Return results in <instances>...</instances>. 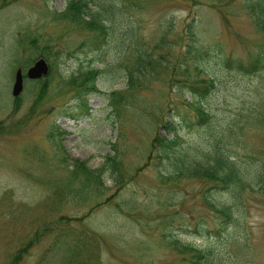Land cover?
Listing matches in <instances>:
<instances>
[{
	"label": "rangeland",
	"instance_id": "374dc122",
	"mask_svg": "<svg viewBox=\"0 0 264 264\" xmlns=\"http://www.w3.org/2000/svg\"><path fill=\"white\" fill-rule=\"evenodd\" d=\"M69 2L0 0V264H13L27 246L18 264H195L186 247L208 252L202 264H264V59L257 70L247 67L264 56V32L247 0L119 4L108 12L116 37L99 49L83 47L93 33L56 18ZM189 25L203 50L198 57L185 56ZM132 27L149 59L131 90ZM40 53L49 54L51 75L41 80L48 94L32 113L44 83L25 80L19 98L12 89L17 70L26 74ZM184 66L190 81L213 79L215 87L190 93ZM88 68L99 71L102 94L90 95L91 111L80 116L60 83ZM113 92L124 95L116 108ZM197 102L209 119L178 131L173 155L205 166L222 147L243 185L215 190L150 156L156 136H174L162 120L177 111L194 118ZM114 156L122 187L109 171L99 190L71 180L74 161L97 173ZM209 203L231 207L233 221L221 223Z\"/></svg>",
	"mask_w": 264,
	"mask_h": 264
},
{
	"label": "trees",
	"instance_id": "16d2710c",
	"mask_svg": "<svg viewBox=\"0 0 264 264\" xmlns=\"http://www.w3.org/2000/svg\"><path fill=\"white\" fill-rule=\"evenodd\" d=\"M133 4L134 0H119L117 3L114 0H70L67 9L60 13L56 14L57 19L67 20L72 24H76L82 29L93 33L94 36L89 40V42H85L83 47H87L89 49L101 48L104 46L109 40H113L116 36L114 35L115 28L112 22V19L109 17L108 12L109 8L114 9L115 7H119V4L123 7L125 4ZM253 15L256 16V26L259 30L264 32V0H247L246 4ZM168 31V30H167ZM188 43L187 50L185 52V56L198 57L200 52L203 51L202 48L198 45L196 33L193 29L192 25L188 26ZM131 39V47L135 52V64L129 74V89H133L135 85L134 75L141 72V69L144 67V64L148 62L149 53L148 49L145 46L139 45L138 38V29L135 27L130 28L129 33ZM164 44V43H163ZM62 56L63 53L57 52L56 56ZM45 58L49 60V54L41 55V53L36 56L34 59L31 58L30 62H35L37 58ZM264 59V56L258 55L255 62L247 67L249 69L257 70L260 66L261 60ZM187 66V65H186ZM186 66L183 67L181 71L182 76L185 77L186 88L190 93L195 94L196 96H206V92L208 89H213L215 87V82L213 79H202L200 76H197L196 79L190 81V69ZM246 66L244 64H239L238 67ZM51 75V72H50ZM99 71L95 69L88 68L86 71L81 72L78 75L72 73L69 77L63 79L60 83L62 87H60L61 94H69L71 95L76 102V111L80 113V116H88L91 109L89 108V96L90 95H99L102 94L101 89L97 86ZM40 81H33V84H43ZM48 94L47 84L44 83L39 89L36 96V101L34 105L31 107V112L35 113L38 109V106L45 99ZM110 103L113 107H118L120 103L124 100V95L121 92H113L109 95ZM19 104L18 102H16ZM193 107L194 118H186L187 116L184 114H178L176 112V116L171 118H166L162 120L161 126L167 129V132L174 133L173 138L168 137H160L156 136L151 145L150 156L153 154L156 155L157 158H161L162 161L166 160L168 163L172 164L175 168L174 173L179 175L189 174L192 178H201L207 181L213 182L215 186V190H227L231 187L243 185V180L245 179L241 173L240 168L237 165V162L234 157H231L229 153H225V149L222 147H218L216 151L211 155L210 161L205 163V166L198 164L197 167H192L188 162L184 159L176 157L173 155L176 146L178 145V137L177 132L182 128L188 127V123H192V120L197 121H205L209 119V114L206 108L199 102L195 104ZM74 116V114H73ZM198 123V122H196ZM200 123V122H199ZM115 151L117 149L114 146ZM160 154L161 156H158ZM153 157V156H152ZM120 161L117 156L109 157L106 159V164L99 170L97 173L90 169L86 162H76L74 161V165L69 166L72 167L70 170L71 180L80 181L84 187H88V185H95L97 190L103 186V178L107 171L111 173V178L115 182L117 187H122L125 183V175L120 171ZM189 165V166H188ZM260 181L262 182L264 179V173L260 172L259 174ZM214 190V191H215ZM209 192V191H208ZM216 192V191H215ZM112 201V198L107 199V203ZM210 207L222 218L221 223H230L233 221V210L229 206H216L215 204L209 203ZM26 248L22 249L19 253L13 256V264H18L24 254H26L28 250ZM189 249L192 253L196 261L195 264H202V260H206L208 257V252L204 250H198L193 247H186L185 250Z\"/></svg>",
	"mask_w": 264,
	"mask_h": 264
},
{
	"label": "water",
	"instance_id": "95a60500",
	"mask_svg": "<svg viewBox=\"0 0 264 264\" xmlns=\"http://www.w3.org/2000/svg\"><path fill=\"white\" fill-rule=\"evenodd\" d=\"M50 73V66L45 59H40L27 71L26 77L29 80H39L47 77ZM24 74L21 69L16 73L12 95L18 98L24 90Z\"/></svg>",
	"mask_w": 264,
	"mask_h": 264
}]
</instances>
